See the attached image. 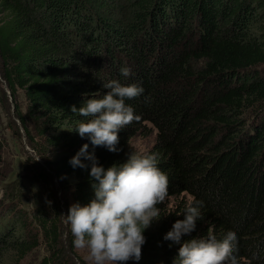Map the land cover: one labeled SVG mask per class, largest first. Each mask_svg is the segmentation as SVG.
<instances>
[{
	"label": "trees",
	"instance_id": "trees-1",
	"mask_svg": "<svg viewBox=\"0 0 264 264\" xmlns=\"http://www.w3.org/2000/svg\"><path fill=\"white\" fill-rule=\"evenodd\" d=\"M0 79L10 127L33 162L24 184L0 160V264H21L40 245L47 255L35 264H76L62 246L54 178L86 205L90 167L70 159L87 143L107 169L153 130L145 153L168 177L169 204L157 205L141 259L126 264H174L180 245L163 238L193 197L203 218L182 241L235 231L239 264H264V0H0ZM113 79L144 89L126 101L139 119L119 131L115 153L72 131L89 118L71 111Z\"/></svg>",
	"mask_w": 264,
	"mask_h": 264
},
{
	"label": "clouds",
	"instance_id": "clouds-1",
	"mask_svg": "<svg viewBox=\"0 0 264 264\" xmlns=\"http://www.w3.org/2000/svg\"><path fill=\"white\" fill-rule=\"evenodd\" d=\"M120 71L122 76L128 77L131 70L124 67ZM102 87L107 90L102 96L85 99L79 109L72 106L73 113L89 118L72 131L81 138L88 137L93 148L103 146L115 153L120 151L117 148L119 131L139 119L126 101L142 95L144 89L137 84L122 85L115 79L103 83ZM88 148L89 145L84 144L69 161L74 169L90 167L94 190V199L88 204L73 203L63 215L70 226L73 246L87 250L91 264L139 261L145 243L143 233L161 217L157 205L165 203L169 196L168 177L157 166L155 154L133 151L126 162L105 169L99 165L94 151L89 152ZM202 207L203 202L193 197L183 213L184 219L176 220L163 238L180 245L179 264H239L235 231H228L218 240L209 228L207 236L182 241L183 236L195 230L197 220L203 218Z\"/></svg>",
	"mask_w": 264,
	"mask_h": 264
},
{
	"label": "rangeland",
	"instance_id": "rangeland-1",
	"mask_svg": "<svg viewBox=\"0 0 264 264\" xmlns=\"http://www.w3.org/2000/svg\"><path fill=\"white\" fill-rule=\"evenodd\" d=\"M9 113L10 112L2 106L0 101V141L3 142L4 147L2 156H0L1 165H5L6 170L9 172L8 174L11 172V174L16 176V179H19L22 183L27 184V180L33 175V162L29 159L27 160L28 155L31 154L32 150L26 144L24 137L23 139H19L14 134L12 128L10 127ZM153 133L154 130L152 134L136 137L131 144L132 150L138 153H145L148 149H150L156 139V134L154 135ZM54 183L56 188H58L56 198L58 199L59 205L62 209V246L65 249V254L66 256L68 255L71 257V261L76 264L78 259L81 261L79 264H91L87 258V250L76 249L73 246V236L70 232V226L65 223V216L63 215L68 213L69 207L73 204V202L68 198L66 199V193L64 192L65 195L63 193L64 189L61 185H59L58 180L55 178ZM35 194L36 187L32 185L27 189L25 195L26 197L24 198L23 204L20 208L24 210L32 208L35 201ZM69 198L71 199V197ZM168 204L169 202H165V205ZM46 255V248L43 245H40L36 249L32 250L21 264L38 263ZM129 261L125 262V264Z\"/></svg>",
	"mask_w": 264,
	"mask_h": 264
}]
</instances>
